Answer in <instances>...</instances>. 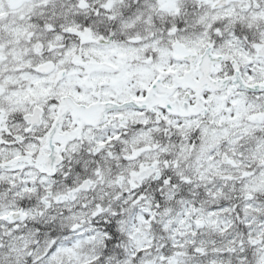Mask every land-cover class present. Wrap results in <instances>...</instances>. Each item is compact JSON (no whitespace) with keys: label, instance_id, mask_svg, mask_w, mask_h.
<instances>
[{"label":"snow or ice","instance_id":"obj_1","mask_svg":"<svg viewBox=\"0 0 264 264\" xmlns=\"http://www.w3.org/2000/svg\"><path fill=\"white\" fill-rule=\"evenodd\" d=\"M0 264H264V0H0Z\"/></svg>","mask_w":264,"mask_h":264}]
</instances>
